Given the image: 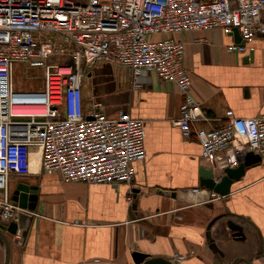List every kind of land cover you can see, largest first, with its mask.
Listing matches in <instances>:
<instances>
[{
  "label": "built area",
  "instance_id": "1",
  "mask_svg": "<svg viewBox=\"0 0 264 264\" xmlns=\"http://www.w3.org/2000/svg\"><path fill=\"white\" fill-rule=\"evenodd\" d=\"M235 29L245 44L231 43L230 53L264 38V0H0L1 222L15 210L11 177L31 175L33 159L65 182L134 181L135 163L147 155L144 121L125 109L109 116L101 100L85 99L84 80L99 62L128 69L140 88L153 75L175 84L183 102L174 124L184 138L195 136L206 160L223 151L226 167H238L250 152L264 158V114L238 117L229 110L218 128L195 126L208 118L191 93L186 44L174 37L211 30L232 36ZM17 64L35 80L41 77L30 70L43 69V86L17 89ZM191 191L206 193L205 201L220 198L203 187ZM186 260L171 256L176 264Z\"/></svg>",
  "mask_w": 264,
  "mask_h": 264
},
{
  "label": "crops",
  "instance_id": "2",
  "mask_svg": "<svg viewBox=\"0 0 264 264\" xmlns=\"http://www.w3.org/2000/svg\"><path fill=\"white\" fill-rule=\"evenodd\" d=\"M174 37L186 44L191 93L208 118L196 127H220L229 110L238 117L264 114V38L247 43L244 53H230L235 39L221 30ZM100 63L88 80L96 71L104 79ZM103 63L113 71L104 111L115 116L125 109L144 121L145 160L135 163L132 184L65 182L56 172H43L39 161L31 175L12 176L10 198L24 182L38 187L39 199L20 235L0 230V264H136L135 252L170 261L179 252L187 255L182 264H214L217 258L264 264V158L233 181L226 196L205 201L206 193L194 195L191 190L202 187L201 169L225 168L226 152L206 160L195 136L183 137L174 124L183 102L175 84L153 75L140 88L128 69ZM231 221L243 228V238L234 237Z\"/></svg>",
  "mask_w": 264,
  "mask_h": 264
},
{
  "label": "water",
  "instance_id": "3",
  "mask_svg": "<svg viewBox=\"0 0 264 264\" xmlns=\"http://www.w3.org/2000/svg\"><path fill=\"white\" fill-rule=\"evenodd\" d=\"M232 36L236 43L245 44L237 29L234 30ZM261 160L260 156L250 152L238 167H225L221 170L217 169L218 171L214 168H202L200 185L219 196H226L230 193L233 181H239L248 167L259 163ZM10 199L15 210L12 211V217L9 221L0 222V230L17 234L20 227H22V222L28 220L30 218L29 213L37 208L39 199L38 187L21 182ZM16 208L19 210L16 211ZM229 226L234 231V237L243 238V228L240 225L231 221ZM133 257L136 264H176L168 259L162 257L152 258L148 254L140 252H135ZM214 264H222V262L217 258Z\"/></svg>",
  "mask_w": 264,
  "mask_h": 264
},
{
  "label": "rangeland",
  "instance_id": "4",
  "mask_svg": "<svg viewBox=\"0 0 264 264\" xmlns=\"http://www.w3.org/2000/svg\"><path fill=\"white\" fill-rule=\"evenodd\" d=\"M100 67L101 69L105 70L104 79H101L100 74L96 71V75L94 78L88 80V78L86 77V79L84 80L83 90L86 100L95 97L101 101L102 100L104 101L108 96L107 95L109 92L108 83L112 80L113 71L110 72L111 68L107 67L106 63L103 62L100 63ZM24 71L25 68L23 67V65L21 64L16 65L14 81L17 89L30 91L31 89H35V87L41 88L43 86L44 84L42 79V74H44L43 69H33L30 70L29 72L30 74L33 75H39L41 77L39 80L28 78ZM106 101L111 102L109 99Z\"/></svg>",
  "mask_w": 264,
  "mask_h": 264
},
{
  "label": "bare ground",
  "instance_id": "5",
  "mask_svg": "<svg viewBox=\"0 0 264 264\" xmlns=\"http://www.w3.org/2000/svg\"><path fill=\"white\" fill-rule=\"evenodd\" d=\"M35 161H36V159H33V160H32V166H33V163H34Z\"/></svg>",
  "mask_w": 264,
  "mask_h": 264
}]
</instances>
